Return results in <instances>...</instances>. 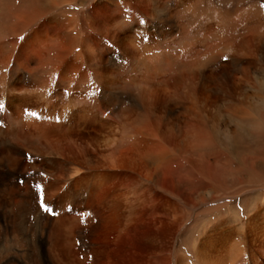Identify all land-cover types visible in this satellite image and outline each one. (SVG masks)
I'll list each match as a JSON object with an SVG mask.
<instances>
[{
    "label": "bare ground",
    "instance_id": "1",
    "mask_svg": "<svg viewBox=\"0 0 264 264\" xmlns=\"http://www.w3.org/2000/svg\"><path fill=\"white\" fill-rule=\"evenodd\" d=\"M24 1L28 9L16 10L12 15L15 21L6 24L8 35L15 39L22 37L21 42L19 45L10 40L0 43V264H55V261L68 264L71 261L70 233L67 230L66 234L63 231L57 234L55 208L63 209V204L90 189L92 194L87 196L88 202L94 201L91 204L108 213L109 220H118L114 233L124 229L130 233L133 224L153 215L158 219L154 229L164 235L166 224L169 232H175L189 215L190 223L195 226L198 221L208 225L198 243H192V252H189L196 264H244L245 257L240 253L244 248L249 256V245L253 241L259 240L264 245V192L260 202L251 209L245 208L248 213L240 216L237 224H232L228 217L215 222L210 215L222 207L233 209L230 202L224 203L225 196L233 198L231 196L244 191L242 185L233 189V194L223 196L217 193L214 181L210 182L207 176L202 182L213 185L195 188L193 195L187 196L182 194L184 192L170 195L162 187V181L167 174L173 173L176 185L182 187L184 179L181 183L180 171L175 169L182 168L183 163L204 173L208 168L222 166L220 158L197 157L200 151L214 148L217 125L224 138L229 139L235 132L231 129V121L250 117L249 112L255 106V115L264 116L260 110L264 107V74L252 78L254 84L244 85L250 93L241 90L244 83L241 79L235 80L236 74L247 78L249 72L241 66L242 61L246 56L254 58L247 41H240L232 65L227 61L217 62L219 55L216 54L200 60L212 53V49L206 48L204 52L195 41L191 44L184 41L186 44L173 53L172 42H167L166 38L172 31H161L162 28L147 30L144 34L139 28L124 31L120 25L131 19L119 15L120 12L116 14L117 9L121 6L126 11H137L138 7H144L148 17L180 31L182 21H178L179 17L188 12L191 15L197 0L110 3L109 38L114 40L123 56L133 58L136 71L142 74L139 82L135 76H117L111 66L114 57L103 59L99 52H96L98 57L87 54L79 38L77 22H73L71 33L62 37L61 33L59 36L49 34V27L67 26L73 20L57 22L55 17H48L46 28H40L42 12L52 0ZM86 28L87 33L92 31V38L99 34L93 19H88ZM213 31L210 26L206 35ZM262 33L253 35L257 50L264 47ZM151 46H157L159 52L149 56L138 53V49ZM228 46L229 38L224 48ZM93 83L98 84V89L87 96ZM124 90L131 95L129 99L126 93H120ZM232 99L238 104L234 113H229L222 105ZM149 106L156 107L159 115L173 116V121L180 123L181 128L173 133L169 130L171 122L166 124V131L153 133L139 120V111ZM167 145L172 146L171 151L179 157L173 154L169 158L171 152ZM179 160L183 162L175 166L174 162L180 164ZM249 161L254 163L252 170L256 167L260 173L259 185L264 189V153ZM237 172L239 169L230 173L221 171L218 178L227 185L231 183L227 175ZM107 185L105 197H109L106 200L97 193ZM152 196L160 203L154 209ZM64 199L65 202H61ZM248 199H241L240 206ZM139 204L142 207L150 204L152 211L139 213ZM100 220L102 222L103 218ZM158 239L155 234L151 236L152 246L158 244ZM83 240L86 248L98 252V246L90 243L88 237ZM166 241L165 235L161 242ZM131 245L137 247L134 240ZM236 247L237 253L233 250ZM165 251L164 264H184L189 259V253L172 257L168 249ZM104 255L103 259L115 261L116 254Z\"/></svg>",
    "mask_w": 264,
    "mask_h": 264
},
{
    "label": "rangeland",
    "instance_id": "2",
    "mask_svg": "<svg viewBox=\"0 0 264 264\" xmlns=\"http://www.w3.org/2000/svg\"><path fill=\"white\" fill-rule=\"evenodd\" d=\"M161 1L162 0H158V2ZM175 1L176 0H173V3ZM114 2L117 3L120 2V0H52V4L45 9L44 12H42L43 15L39 19L40 28H46V23L49 21L48 17H55L57 22H61L63 19L73 20L67 26H61L58 28L57 26L52 28L49 27V34L56 33L55 35L59 36V33H61L60 36L62 37L65 33H71L75 24L73 22H77L79 25V38L80 40L82 39V42L86 47L85 51L87 54L96 56V52H99L103 59L105 57H114L115 61H113L114 63L111 66L117 76L122 78L135 76V78L141 82L142 74L140 75V73L136 71L135 65L133 64V58L123 56L122 51L116 47L114 40L109 38L108 9H110V5L108 4ZM196 2L197 3L195 5H197V7L194 9L195 11H191L192 16L188 14L190 13L188 12L179 17L180 19H178V21H182L180 22L182 24V29H180V31H176L174 28H171L169 25H166V23L159 21L156 18L148 17L144 13V7H138L137 11H126L123 7L119 6L116 14L120 12L119 15L131 19L130 21H126L120 25L121 29L123 28L124 31H132L137 28H139V32L142 34H144L147 30L155 31L156 29L158 30V28H162L160 30L165 32H167V30H170V32L172 31L171 36H169V38L166 36V38L167 42H172V47L174 48L173 53H176L179 48L181 49L183 44H191L193 41H195L200 49L204 50V52L206 51V48L212 49V53L205 54L200 60H204L210 54H216L219 55L216 59L217 62L227 61V63H231L232 65V60L237 46L240 41L246 40L252 50L254 58H252L253 56H246L241 64V66H244L245 71L249 72L247 76L248 79H245V77L243 79L241 75L236 74L237 78L235 80L241 79V82H247L246 84H241L242 86H250V83L254 84L252 78L264 74V47L257 50L256 45H254L253 42V35L257 32L263 31L262 35L264 37V0H197ZM28 7V4H26L24 0H0V43L10 40L15 41L16 45H19L22 37H17V39H15V37L10 36V34L8 35L9 32L6 28V24L11 22L13 23V20L15 21V19H12V15L16 12V10H26ZM88 19H93L95 21L96 31L99 32V34L95 35V38L91 37L92 31H88L87 33L86 24ZM210 26L214 28V31L211 35H206L208 34L207 29H209ZM225 38H229V46L227 49L224 48L226 43ZM35 52L34 54L37 55L38 53ZM153 52H159L157 46H151L148 49H138V53L142 56H149ZM225 57H227V59H225ZM30 64L33 65V63ZM174 69L178 68L174 67ZM230 69L232 72V69L234 68L231 66ZM140 70L144 71V68H140ZM2 73L4 74V69H2ZM143 80L146 79L143 78ZM97 86L98 84L93 83L86 92L87 96L94 93L95 90L98 89ZM242 86V91L246 90L247 92L249 91V93L251 92V90L246 89V86ZM241 90H239V92ZM120 93H126L125 96L127 99L131 96L126 90L121 91ZM235 97L236 96L233 98ZM238 98L240 97H237V99ZM237 104V100L232 99L224 103V105H222V109L229 110V113H234V108ZM149 108L145 110L141 109L139 111V120L146 124V126L153 133H162L166 131V128L169 123L171 124V122H173V124L169 130H173V133L181 128L180 123L173 121V116L161 113L159 115L155 111L156 107L149 106ZM256 108L257 106L249 112L250 117H245L244 119L241 117L230 122L231 129L233 128L235 132L231 133L229 139L224 138L220 126L217 125L215 137L216 144L214 148L211 147L210 151H200L197 154V157L200 159H210V157L220 158L221 161L223 160L222 166L218 168H208L205 170L207 173H204L203 170L188 167L183 163L182 165L184 167L182 166L180 169L177 167L175 169L180 171L179 177L181 179L179 180L181 183L184 179V182L181 185L182 187H180V185H176V179L173 177V173L167 174L162 181V187L167 190L169 194L171 193L170 195L183 194L192 196L195 188L213 185L208 184L209 182L207 181L205 183L202 182L208 176L210 182L214 181L215 185L213 188L217 190V193H222L223 196H225L226 193L228 195L231 193L233 194L235 192L233 189H239L242 185V189H244V191H241L235 196H231L233 198L225 196L226 199H224V203L230 202L229 204L233 205V209L222 207L219 212L210 215V219L212 221L218 222L220 219L228 217L230 218V223L237 224L240 216L242 218L245 212L248 213V209H251L253 205H257L260 202L259 199L261 194L264 192V189H262L259 185L261 175L258 171H256V167L254 168L256 173L252 170L254 163L249 161L250 158L260 157V154L264 153V116H261L262 118L256 116ZM260 110L264 112V107L261 106ZM103 116H106L105 112L103 113ZM202 119L205 121V117H202ZM140 123L141 122L139 121L138 124ZM167 123L168 125L166 127ZM140 125L142 126L143 124L141 123ZM256 135L259 137H256ZM169 146L167 145L166 148H168L169 153L171 152L169 157L171 158L174 153L171 151L173 150V147ZM87 149L90 150V147H87ZM82 154H84L83 151ZM174 157L177 158L179 155L174 154ZM179 161L180 164L174 162V165H181L183 161ZM236 169H239V172L230 174L229 176L226 174L228 177L227 180L231 181V183L229 182L227 185H224L220 182L218 175L221 171L223 173H230L232 171H236ZM130 183L131 182L127 181V184L130 185ZM247 184L248 186L244 188ZM108 189V185L104 186L103 189L98 191L97 196L101 195L104 199ZM90 194H92L91 189L87 190V192L82 196H77L70 201L66 200L68 202L67 204H63V209L55 208L54 214L57 220V234H59L60 231L65 233L67 230L70 233L69 238L71 240V247L69 248V254L71 261H69L68 264H164L163 261H165V259L163 255L166 252L165 249H168L171 252L170 255L172 257H176L178 253H191L193 247L192 243L194 241L198 243L203 236L204 229L208 227L207 224L204 225L201 221H198L195 226L193 223H190L191 218L187 215L188 218L184 219V225L182 224L181 228L177 229L175 232H169V226L167 227L166 224L165 234L163 235L160 230L154 229V224L158 223V219L151 215L149 219L145 220V218H143L139 220L138 223L133 224L130 233L125 231V229L119 231L118 233H114L118 220L114 221L112 218L109 220L107 217L108 213L102 211L96 204H91V202L94 201L88 202L89 200L87 199V196H90ZM108 197L109 195L106 196L105 199L107 200ZM243 198L249 199L245 201L243 206H240V200ZM152 200L153 209L155 207H159L160 203L155 196H152ZM61 202L64 203L65 199ZM95 202L98 201L96 200ZM76 204L79 206L75 207ZM81 206L83 207L81 208ZM141 207L142 204H139L137 209L139 213H148L152 211L149 209V207H151L150 204L149 206ZM100 217L103 218L102 222ZM153 234L159 238L158 244L154 246L150 243L151 236ZM165 235L167 241L162 244L161 240L165 237ZM85 236L88 237V240L90 239V243L93 242L95 246H98V252L94 253L95 250L86 248L87 246L84 245L83 240ZM133 240L137 246L136 248H133L131 245V241ZM127 247H130V249ZM249 248V256L246 248H244L243 252H240L245 257L244 261L246 262H244V264H264V245H262L259 240H255L249 245ZM240 249L242 250L241 247ZM233 250L237 253L238 248L236 247ZM106 253L113 255L116 254L115 261H109V259L106 258L103 259L101 256L105 257L106 255L104 254ZM190 253L188 257L190 260L188 259L184 262V264H196L194 257ZM252 254L254 256L250 257ZM31 258H34L33 254ZM55 264H65V261H55Z\"/></svg>",
    "mask_w": 264,
    "mask_h": 264
},
{
    "label": "snow or ice",
    "instance_id": "3",
    "mask_svg": "<svg viewBox=\"0 0 264 264\" xmlns=\"http://www.w3.org/2000/svg\"><path fill=\"white\" fill-rule=\"evenodd\" d=\"M225 59H227V57H225Z\"/></svg>",
    "mask_w": 264,
    "mask_h": 264
}]
</instances>
